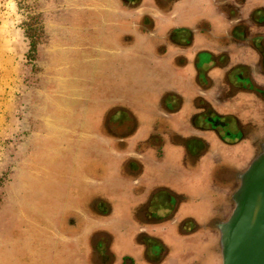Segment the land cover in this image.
Returning <instances> with one entry per match:
<instances>
[{"label":"rangeland","instance_id":"374dc122","mask_svg":"<svg viewBox=\"0 0 264 264\" xmlns=\"http://www.w3.org/2000/svg\"><path fill=\"white\" fill-rule=\"evenodd\" d=\"M210 4L0 0V174L10 180L7 215L0 216V264L147 263L140 247L145 237L135 234L153 206L134 212V120L136 132L148 139L159 123L152 119L164 87L180 89L191 71L189 65L182 72L174 66V46L168 44L167 52L165 37L200 15L213 19L219 31L222 17ZM181 37L172 35L178 42ZM179 117L161 124L174 132ZM152 139L153 145L162 138ZM173 154L160 164L146 159L152 169L143 180L185 182L193 193L205 192L207 174L190 168L192 162L179 164ZM17 205L18 221L10 213ZM207 206L187 202L181 212L202 220ZM190 221L181 222L180 233L165 236L173 249L168 257L181 255L183 264H190L201 239L200 231L184 236Z\"/></svg>","mask_w":264,"mask_h":264},{"label":"flooded vegetation","instance_id":"af4514ba","mask_svg":"<svg viewBox=\"0 0 264 264\" xmlns=\"http://www.w3.org/2000/svg\"><path fill=\"white\" fill-rule=\"evenodd\" d=\"M209 1L208 9L222 17V25H218L226 38L217 40V44L211 43L213 29L217 27L213 19L204 15H200L195 24L169 30L165 37L167 44L163 45L167 52L168 44L174 46L175 52L170 55L174 66L182 72L189 65L190 76L180 81V89L164 87L162 102L155 108L152 119L159 123L153 127L151 138V135L147 139L145 134L136 132L138 117L134 120L137 169L134 170V194L138 196L134 197V212L140 205L153 206L150 220L138 224L140 228L135 234V239L138 235L145 237L140 247L146 264H164L166 255L173 251L165 236L180 233L181 222L190 220L191 228L184 236L192 238L196 231L201 233L199 250L193 252V257L199 254L195 264H221L222 228L233 214L245 172L264 145V0ZM144 32L151 35L146 28ZM177 32L182 35L179 42L172 38ZM198 33L207 42H196ZM165 99L171 100L165 103ZM140 114L145 120L144 112ZM177 114L180 124L172 132L166 124L172 123ZM141 135L145 138L140 139ZM157 135L161 141L150 144L149 140L153 141ZM171 151L179 164L192 162L191 167L207 174L209 184L203 189L205 192L193 193L181 181L178 185L164 183L167 185L164 187L155 185V181L143 180L144 173L152 169L146 159L160 164ZM136 153L144 156H136ZM135 159L142 166H138ZM138 191L143 192L140 198ZM162 193L168 198H162ZM187 194L192 197L185 198ZM187 202H209L204 210L205 218L200 220L192 212L182 213L181 207ZM158 239L164 240V247L150 245ZM171 260L174 264H183L181 255ZM169 261L170 258L166 264ZM131 264H135V259Z\"/></svg>","mask_w":264,"mask_h":264},{"label":"water","instance_id":"95a60500","mask_svg":"<svg viewBox=\"0 0 264 264\" xmlns=\"http://www.w3.org/2000/svg\"><path fill=\"white\" fill-rule=\"evenodd\" d=\"M221 264H264V145L245 172L221 231Z\"/></svg>","mask_w":264,"mask_h":264},{"label":"trees","instance_id":"16d2710c","mask_svg":"<svg viewBox=\"0 0 264 264\" xmlns=\"http://www.w3.org/2000/svg\"><path fill=\"white\" fill-rule=\"evenodd\" d=\"M7 175H8V173H5V172L0 174V216L7 215V209H8V206H7L8 201L7 200L9 199L8 198L9 192L7 190V186L10 183V180L7 178ZM18 204H19V202H18ZM18 207H19V205H17V207H12V209L10 210L11 217L12 216L15 217L16 221L19 220L18 216L21 213L20 209ZM4 212H5V214H4ZM2 220H3V217H0V222H4Z\"/></svg>","mask_w":264,"mask_h":264},{"label":"crops","instance_id":"0c3cea01","mask_svg":"<svg viewBox=\"0 0 264 264\" xmlns=\"http://www.w3.org/2000/svg\"><path fill=\"white\" fill-rule=\"evenodd\" d=\"M213 31H214V35H213V40H211L213 43H215V40L217 41V40H222V39H224V38H226V36H225V33L223 32V30H221V28H220V30L218 31V29L216 28V29H213ZM185 165H188V163L187 164H185ZM189 167L191 168V165H189ZM157 183H159L160 185H164V186H167V185H165L164 183H170V182H167V181H156ZM176 183V182H175ZM176 187V186H175ZM163 195H166V194H164V193H162V195H161V197L162 198H165V196L163 197ZM198 255L199 254H197V255H195L194 257H193V255L191 256V264L193 263V264H195V262L196 261H198V260H196L195 259V257H198ZM163 256H165V255H163ZM169 255H166V257H168ZM133 258V257H132ZM170 258V261H172L171 260V257H168L166 260L168 261V259ZM134 260V259H133ZM165 260V261H166ZM164 261V259L163 260H161V263ZM170 261L167 263V264H171L170 263ZM123 263H125V262H123ZM131 264V263H130Z\"/></svg>","mask_w":264,"mask_h":264}]
</instances>
